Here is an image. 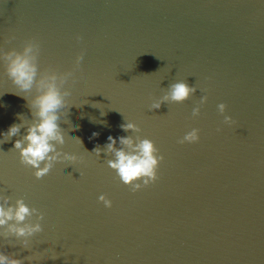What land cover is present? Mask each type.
Segmentation results:
<instances>
[{
  "label": "water",
  "instance_id": "water-1",
  "mask_svg": "<svg viewBox=\"0 0 264 264\" xmlns=\"http://www.w3.org/2000/svg\"><path fill=\"white\" fill-rule=\"evenodd\" d=\"M33 38L41 71H70L84 53L64 86L58 146L77 160L42 179L21 163L14 144L34 93L0 59V195L44 214L30 250L0 236V251L39 257L24 264H264V0H0V49L22 51ZM181 81L197 87L190 99L150 110ZM127 122L142 131L124 132ZM196 128L199 143H179ZM110 135L154 141L158 181L133 193L108 166L114 157L93 152Z\"/></svg>",
  "mask_w": 264,
  "mask_h": 264
},
{
  "label": "clouds",
  "instance_id": "clouds-1",
  "mask_svg": "<svg viewBox=\"0 0 264 264\" xmlns=\"http://www.w3.org/2000/svg\"><path fill=\"white\" fill-rule=\"evenodd\" d=\"M15 39V36L9 37V40ZM78 39H82L78 37ZM41 53V44L35 38L25 42L23 50L12 49L4 51L0 49V59L3 60L7 76L12 83L24 93H34L29 101V108L32 114V120L24 128L26 134L17 139L14 149L19 151L20 161L23 165L35 169L34 175L37 179H42L54 167L56 162L76 161L75 155L62 151L65 144L64 130L60 126L62 110L69 108L66 97L71 95L70 90L65 89L69 79L75 77L76 71L81 67L84 59V53L81 52L75 60L72 70L60 72L49 66L43 71L40 70L39 57ZM197 91V87L189 86L186 81L172 83L166 91V94L155 101L150 110H158L165 103H183L190 99ZM208 96L203 95L200 99V105L206 104ZM219 112L224 115V124L232 126L236 123L229 115H226L227 105L220 103ZM193 117L201 115V107L193 109ZM22 123L11 125L3 134L2 144L11 140L12 137L21 133ZM124 132L140 133L142 130L137 124L127 122L121 125ZM217 131H222L218 129ZM99 133H93V138ZM81 144L83 141L77 137ZM200 129H192L186 133L180 144L199 143ZM117 144L120 147H117ZM93 152L98 158L104 152L114 158L107 159L108 166L115 170L120 180L128 185L132 192H138L143 188L149 187L159 179L158 169L164 156L159 154L154 141L148 138L141 139L137 136H120L119 138L109 136L108 143L103 148L97 144ZM82 175V173H80ZM100 202L107 208L113 207V201L106 195L99 197ZM36 222H32V218ZM44 219V214L35 207H29L23 199H17L11 203V198L0 195V228L5 229L0 233L5 240L14 237L20 241L24 249L30 250V238L43 231L40 221ZM58 256L51 259H57ZM39 259V257L30 255L23 259L15 258L12 254H6L0 251V264H24V260L29 262Z\"/></svg>",
  "mask_w": 264,
  "mask_h": 264
}]
</instances>
